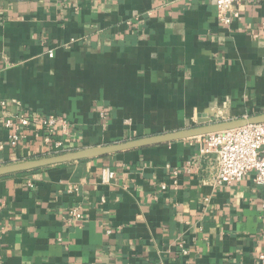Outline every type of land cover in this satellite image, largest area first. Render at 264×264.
Masks as SVG:
<instances>
[{
    "label": "crops",
    "instance_id": "obj_1",
    "mask_svg": "<svg viewBox=\"0 0 264 264\" xmlns=\"http://www.w3.org/2000/svg\"><path fill=\"white\" fill-rule=\"evenodd\" d=\"M3 100L0 165L45 156L33 125L11 143L20 109L73 149L264 112V0L230 25L216 0H0ZM200 141L0 177V264H264V186L216 185Z\"/></svg>",
    "mask_w": 264,
    "mask_h": 264
},
{
    "label": "built area",
    "instance_id": "obj_2",
    "mask_svg": "<svg viewBox=\"0 0 264 264\" xmlns=\"http://www.w3.org/2000/svg\"><path fill=\"white\" fill-rule=\"evenodd\" d=\"M244 1L250 0H216L219 22L230 25L240 16V6ZM6 103L4 100L0 101L2 106ZM4 123L6 127L14 130L11 134L12 144H18L21 139L27 138V133L22 132L23 128L33 125L36 128L35 136L46 145L45 156L73 150L64 141V136L70 133V125L61 115L33 117L20 109ZM199 138L201 155H214L216 158L217 172L213 178L216 185L231 184L252 173L253 180L264 186V123L214 132ZM115 176L110 168L102 171V181L105 183L113 180ZM72 215L82 216L76 209L72 211ZM183 253L186 254L187 251L183 250Z\"/></svg>",
    "mask_w": 264,
    "mask_h": 264
},
{
    "label": "water",
    "instance_id": "obj_3",
    "mask_svg": "<svg viewBox=\"0 0 264 264\" xmlns=\"http://www.w3.org/2000/svg\"><path fill=\"white\" fill-rule=\"evenodd\" d=\"M258 123H264V112L221 120H214L207 114H203L199 117L197 124L189 127L172 129L123 141L111 142L108 144H98L64 151L58 154L35 157L3 164L0 165V177L30 172L41 168L72 163L80 160L104 157L110 154L133 149L169 144L183 139L204 136L214 132L226 131Z\"/></svg>",
    "mask_w": 264,
    "mask_h": 264
},
{
    "label": "rangeland",
    "instance_id": "obj_4",
    "mask_svg": "<svg viewBox=\"0 0 264 264\" xmlns=\"http://www.w3.org/2000/svg\"><path fill=\"white\" fill-rule=\"evenodd\" d=\"M214 120H221V119H228L227 117H215V118H213ZM194 125V124H193ZM189 127V126H188Z\"/></svg>",
    "mask_w": 264,
    "mask_h": 264
}]
</instances>
